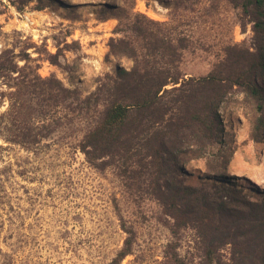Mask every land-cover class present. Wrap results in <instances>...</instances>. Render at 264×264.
<instances>
[{"label":"trees","instance_id":"1","mask_svg":"<svg viewBox=\"0 0 264 264\" xmlns=\"http://www.w3.org/2000/svg\"><path fill=\"white\" fill-rule=\"evenodd\" d=\"M187 1L194 0H176V6ZM225 2L238 11L242 28L250 24L251 44L225 46L222 58L199 77H186L179 67L187 36L177 33L175 24L143 14H135L108 44L109 53L132 65L98 77L87 94L54 76L41 77L26 58L18 67L8 51L0 54V78L8 81L7 93H0L8 100L0 113L6 146L34 152L58 117L76 121L77 148L87 162L112 168L136 199L147 196L161 207L172 237L165 264H264V189L226 172L234 146L220 113L239 89L257 113L249 137H262L264 0ZM58 110L65 111L56 117ZM199 158H207L206 171L194 177L186 165ZM185 230L192 239L182 254ZM131 246L128 235L110 264H121Z\"/></svg>","mask_w":264,"mask_h":264},{"label":"rangeland","instance_id":"2","mask_svg":"<svg viewBox=\"0 0 264 264\" xmlns=\"http://www.w3.org/2000/svg\"><path fill=\"white\" fill-rule=\"evenodd\" d=\"M215 3L0 0V54L8 51L18 67L26 58L41 77L54 76L87 94L98 77L132 65L109 53L108 44L135 14H143L173 23L177 33L187 36L179 67L186 77H199L222 58L225 46L252 41L251 26H240L238 11L225 0ZM105 5L115 9L102 11ZM7 83L0 78V93H7ZM7 107L0 95V113ZM58 111L56 117L65 110ZM220 113L234 146L226 172L264 189V132L257 141L249 137L254 105L235 89ZM79 137L77 122L65 117L51 123L48 138L34 152L6 146L0 137V264H110L128 235L131 253L121 264H165L172 237L161 207L147 196L136 199L112 168L90 165L77 148ZM206 163L207 158H199L186 166L195 177L206 171ZM191 239V231L182 232V254Z\"/></svg>","mask_w":264,"mask_h":264},{"label":"bare ground","instance_id":"3","mask_svg":"<svg viewBox=\"0 0 264 264\" xmlns=\"http://www.w3.org/2000/svg\"><path fill=\"white\" fill-rule=\"evenodd\" d=\"M257 181H259V180H257ZM260 183V182H259Z\"/></svg>","mask_w":264,"mask_h":264}]
</instances>
